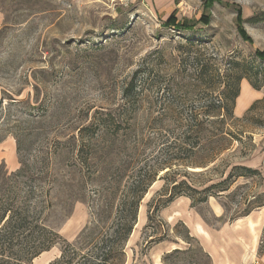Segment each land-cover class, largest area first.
<instances>
[{
    "label": "rangeland",
    "instance_id": "1",
    "mask_svg": "<svg viewBox=\"0 0 264 264\" xmlns=\"http://www.w3.org/2000/svg\"><path fill=\"white\" fill-rule=\"evenodd\" d=\"M189 39L196 45L188 46ZM227 63L243 76L233 110L239 121L231 124L241 141L206 166L199 164L207 155L197 153L157 170L140 202L124 264H208L203 247L221 248L224 227L254 198H264V0H0V174L19 168L18 138L20 159L31 166L37 161V170L59 180L44 218L61 241L32 264L56 260L62 241L73 243L108 202L107 221L117 219L112 177L96 159L81 165L76 146L78 131L94 116L118 108L134 73L141 70L138 77L149 88L132 122L134 135L125 140L139 144V167L153 166L170 160L165 148L182 140L176 122L155 119L172 101L179 88L174 84L188 86L175 95L182 98L175 110L185 118L210 99L211 83L198 77V69L226 71ZM236 165L258 174L230 182L226 192L211 191L214 197L204 202H198L204 194H192L193 206L185 197L167 203L175 196L174 181L201 192ZM260 214L264 218V210ZM262 237L251 264H264Z\"/></svg>",
    "mask_w": 264,
    "mask_h": 264
},
{
    "label": "trees",
    "instance_id": "2",
    "mask_svg": "<svg viewBox=\"0 0 264 264\" xmlns=\"http://www.w3.org/2000/svg\"><path fill=\"white\" fill-rule=\"evenodd\" d=\"M195 43L197 42L190 39L186 41L188 46H194ZM225 65L226 71L213 65L198 69V77L208 76L211 83V88L207 87L208 93L211 92L210 99L204 109L190 110L185 118L175 110L179 100L182 99L175 95L180 93L183 87L188 88V86L181 87L180 82L174 84V87L179 88L175 90V94H171L172 101L162 108L164 110L159 112V116L155 119L159 117L160 124L165 123V120L169 123L173 120V123L179 125V130H184L180 134L181 141L177 142L175 139V143L171 142L165 148L167 154L170 153L172 156L170 160L161 162L162 164L139 167L140 161H137L141 156L137 151L139 144H131L125 140L134 135L133 123L138 116V106L149 88L146 86L147 79L142 80L143 78L138 77L141 70L134 73L123 89L122 102L114 112L94 116L91 123L78 131L76 153L77 157L82 155L79 158L81 165H87L96 159L98 165L103 166L101 170L112 177L115 187L110 195L119 198L117 219L111 223L107 221L111 215V204L108 202L99 210L94 223L86 227L73 243L62 241L59 257L49 264H124V248L137 222L140 202L155 183L157 170L171 168L173 161L186 162L190 155L197 153L207 155L199 164L206 166L228 150L234 141H241L232 132L231 124L239 121L234 118L233 110L243 76L233 73V64ZM149 80L153 87V82ZM251 85L253 89L259 90L258 85L252 82ZM184 94L186 95L185 92ZM153 124L156 125L154 120ZM160 129L154 126L152 128L155 133ZM191 136L196 139L194 144L188 142ZM16 145L19 168L13 172L0 174V264H32L33 260L61 241L59 235L46 225L44 218L51 207L49 195L52 186L59 180L57 177L49 176L48 172L37 170V161L31 166L24 159H20L22 144L18 138ZM182 153H188L187 158H182L180 156ZM189 165L192 164H185V166ZM256 174L258 172L251 168L232 166L225 179L204 188L201 192L194 190L185 181H174L171 192L175 196L171 194L167 203L173 202L175 198L185 197L191 200L193 206L192 194H204L198 200L204 202L209 197H214L211 191L226 192L230 182L232 184L238 178H250ZM262 207H264V198L261 200L256 197L239 218L247 217ZM259 244L260 247L263 245L261 240ZM180 252L183 251H172L173 254ZM203 254L210 264L207 254L204 252Z\"/></svg>",
    "mask_w": 264,
    "mask_h": 264
},
{
    "label": "crops",
    "instance_id": "3",
    "mask_svg": "<svg viewBox=\"0 0 264 264\" xmlns=\"http://www.w3.org/2000/svg\"><path fill=\"white\" fill-rule=\"evenodd\" d=\"M263 210L264 207L253 211L247 217L236 220L230 226H225L224 229L228 230L223 235L221 248L219 245L212 250L210 245L203 247V252L207 254L211 264H251L254 262L264 229V218L260 214Z\"/></svg>",
    "mask_w": 264,
    "mask_h": 264
}]
</instances>
